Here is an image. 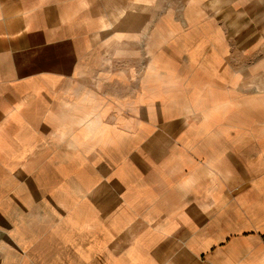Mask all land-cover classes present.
Masks as SVG:
<instances>
[{
	"label": "crops",
	"instance_id": "0c3cea01",
	"mask_svg": "<svg viewBox=\"0 0 264 264\" xmlns=\"http://www.w3.org/2000/svg\"><path fill=\"white\" fill-rule=\"evenodd\" d=\"M179 19L0 0V264H264V0Z\"/></svg>",
	"mask_w": 264,
	"mask_h": 264
},
{
	"label": "rangeland",
	"instance_id": "374dc122",
	"mask_svg": "<svg viewBox=\"0 0 264 264\" xmlns=\"http://www.w3.org/2000/svg\"><path fill=\"white\" fill-rule=\"evenodd\" d=\"M190 0H159V11L162 13L164 11L168 10H174L177 14V16L180 18L179 21L183 22V15L185 14L186 8L188 7ZM126 17H124L123 21L121 22L120 26L124 25H130L128 21L125 20ZM127 24H125V22ZM210 116H206V119H209Z\"/></svg>",
	"mask_w": 264,
	"mask_h": 264
},
{
	"label": "bare ground",
	"instance_id": "6f19581e",
	"mask_svg": "<svg viewBox=\"0 0 264 264\" xmlns=\"http://www.w3.org/2000/svg\"><path fill=\"white\" fill-rule=\"evenodd\" d=\"M125 22V21H124ZM124 25V24H123Z\"/></svg>",
	"mask_w": 264,
	"mask_h": 264
}]
</instances>
